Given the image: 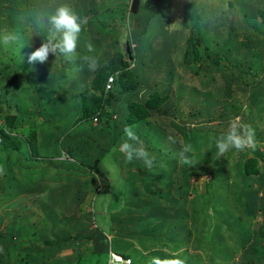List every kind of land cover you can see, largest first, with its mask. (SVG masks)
Returning <instances> with one entry per match:
<instances>
[{
	"label": "trees",
	"instance_id": "16d2710c",
	"mask_svg": "<svg viewBox=\"0 0 264 264\" xmlns=\"http://www.w3.org/2000/svg\"><path fill=\"white\" fill-rule=\"evenodd\" d=\"M141 1V6L145 1L146 8H150L160 20V27L143 36L142 33L147 32L145 24L139 17H132L130 0H124L121 15L123 21L128 22L124 51H117L113 56L109 54L93 73L81 56L68 62L53 54L49 55L48 63H37L24 69L29 65L25 63L32 50L24 36L27 27L36 23L41 37L46 39L50 26L47 16L39 21L28 17L25 22L20 15L26 13L27 2L40 6H46L48 2L27 0L21 5L23 0H0V35L3 27L9 33L21 34L16 37L19 40L10 44L13 55L9 56L12 59L3 57L5 61L0 58V248L3 249L0 251V264H66L68 261V264H88L89 254L85 251L89 249L90 260H97L95 264L99 263L102 255L108 257V264L112 251L131 259L130 263L124 264H230V257L223 259L219 250L231 254L234 246L219 247L217 243L224 241L229 246L230 241L238 240L240 246L235 247L232 262L264 264V148L261 145L264 142H259L262 137L255 134L254 149H232L224 157L214 159L215 138L227 131L228 123L214 125L210 120L197 123L202 112L183 113L182 96H174L189 86L180 80L175 93L172 91L176 76H179L177 63L171 58L173 51L183 49L182 60L178 64L191 73H198L202 70L198 62L205 58L214 66L213 71H220L236 64L238 58L242 59L239 55L243 50L231 45L227 38L223 39L226 42L220 43L205 40L204 51L198 47L205 39L197 30L199 22H209L210 26L217 27L216 22L220 19L223 27L228 25L222 13L216 12L215 6L213 9H208L207 4L199 7L209 13L207 20L203 21L194 8L195 4L188 3L187 9L197 11L191 17L192 31L187 33L182 28L168 33L165 24L170 19L169 8L153 0ZM160 1L163 0H157L158 3ZM244 1L239 0L238 4L243 14H247V19L253 20ZM3 3L7 4L6 7ZM86 3L79 0L72 11L83 18L81 7ZM106 4L107 0L93 1L92 10L106 8ZM56 6L50 4L47 11H53ZM23 7L20 14L18 9ZM258 11L262 20L259 22L256 18L259 23L256 29L264 34V9ZM113 25L118 27L115 23ZM245 26L254 27L252 23ZM98 29L105 33V27ZM161 32L164 33L162 46L160 42L159 47H152V42ZM226 32L232 36L228 29ZM84 33L83 25L77 50L97 54L104 42L102 37L97 36L91 41L84 39ZM106 33L108 35L109 31ZM217 35H221L220 29ZM88 44L94 51H88ZM144 44L148 49H143ZM219 44L225 48L224 52L216 51ZM249 44L248 55L249 52L252 55L253 40ZM3 48L5 45L0 41V49ZM248 55L242 60L249 59ZM243 61L239 63L245 64ZM55 62L60 63L59 69ZM249 62H246L240 77H246L248 83L256 82L258 77L249 72L254 68L253 61ZM46 66L54 71L48 70L46 74ZM74 70L82 72L85 79L83 85L77 84V89L76 85H71L77 75ZM20 71L29 80H45L42 89L39 87L37 96H34L33 109L21 98L20 92L27 91V88L20 86L16 78L9 87L4 83L9 74ZM68 73L72 76L69 83L65 79ZM91 75L94 76L90 82ZM204 75L207 76L206 73ZM214 75L212 72L207 77ZM142 76H145L143 81L149 79L147 89L139 98L137 93L142 89ZM208 82L202 81L205 85ZM68 84L72 89L70 96L64 94ZM193 91L199 93L198 88L193 87ZM242 106L236 108L238 111L233 115H241L247 125L250 121L254 123V119H246ZM152 117L155 118L153 121ZM158 118H165L164 123L170 122L172 126H161ZM125 126L133 128L155 160L150 170L140 160L126 162V167L121 170L122 203L108 211L111 224L102 226L98 223V229H92L91 219L96 217L95 212H80L69 217L54 208L51 203L54 199L60 205L76 209L80 208L81 201L89 199L91 190L96 191V195L114 192L111 177L106 170L103 171L102 162L108 153L118 151L119 141L126 139ZM166 127H174L172 134ZM169 137L176 142L172 143ZM184 145L191 146V152L187 153L194 162L191 166L179 162V153ZM51 151L64 158L53 161ZM114 156L118 161L119 153ZM202 175L211 176L205 190L190 189L192 178ZM60 182L67 183V187L61 188L65 191L64 201L55 195L61 190ZM74 186L76 190H70ZM16 201L18 205L10 211L12 217L7 214L10 217L7 228H3L6 216L2 205ZM116 210L118 215L123 214L122 217L115 218L113 212ZM90 240H94V244L87 247ZM64 248L72 250L67 257L61 254Z\"/></svg>",
	"mask_w": 264,
	"mask_h": 264
},
{
	"label": "rangeland",
	"instance_id": "374dc122",
	"mask_svg": "<svg viewBox=\"0 0 264 264\" xmlns=\"http://www.w3.org/2000/svg\"><path fill=\"white\" fill-rule=\"evenodd\" d=\"M23 1L24 2L21 3V5L27 2V0H23ZM33 1H41V0H33ZM46 1L48 2V3L45 2V4L47 3L46 6L44 4L40 6L36 3L32 5L31 3L27 2L29 5L25 8L27 10L26 13L23 15H20L22 17V20L26 22L27 21L26 18L34 17L38 19L39 21L40 19H43L46 16L48 19V15L52 12V10H49V12L47 11V7L50 4H53V5L57 4V6L61 4L67 5L73 10L74 8L77 7V3L79 2V0H46ZM85 1L87 2L85 7L83 6L81 7L83 9L82 10L83 17L88 18V23L84 25V28H85L84 39L92 41V40H96L97 36H101L104 42H103V45L100 48H98L99 51L97 54L94 55L88 52L81 53L80 50H77V56H81V57L95 56L98 58L99 63H100L102 62V60H105L106 58H108L109 54L113 56L114 53H116L117 51L118 52L124 51L125 42L127 40L126 32L128 30V22L123 21L124 19H122L123 17L121 15V11L125 7V5H123L124 0H107L106 8H103L101 10H96V11L92 10L93 9L92 2L93 1L102 2L103 0H85ZM153 1H155L156 4H160V3L165 4L169 8L170 19L168 23L165 24V30L166 31L168 30V33L174 32L175 30L182 29V28L185 29L187 33L191 32L193 28L192 22H191L193 18L191 17H194L197 14V11H199L200 13L199 15L201 19L203 21H206L209 13L199 8V7H203L205 4H207L208 9L210 8L213 9V6H215L218 9L216 12L222 13L224 18L228 22L229 26L224 25L223 27L224 23L220 21V19L217 20L216 22L218 24L217 27H214L215 25L210 26L208 24L209 22H199L198 24L199 27L197 26L198 27L197 30L200 32L202 36L205 37V39H203L202 42L198 45L200 49L202 48V51H204V48L202 46L206 41L213 42V43H220V42H226L227 40H223V39L227 38V39H230L231 45L235 44L236 46L242 48L241 50H243V52H245L248 55V51H250V49H247V48L250 46L249 43L251 42V40H253L254 54L251 55V52H249V55H248L250 56L249 59L247 58V60L243 61L242 59L245 57L246 54L242 52L243 54L240 53L239 55V57L241 56L242 59L238 58L237 59L238 61L236 64H230L228 68L222 69L220 71H213L214 66L209 64L208 59L205 58L201 63L198 62L199 65L201 64L202 70L199 71L198 73L196 72L191 73L189 72L188 69H185L183 66L178 64L182 60L183 49L173 51V53H171V58L174 62L177 63L176 72L178 73L179 76H176V80L174 81L172 91L173 93H175L176 87L178 83L180 82V80H183V82H185L189 86L188 88H185L184 91L175 93L174 96L175 97L177 95L182 96L180 101L182 102V105H183L182 106L183 113L199 112L200 114V111L202 112V115H199L197 117V121H198L197 123H203V122L210 120L215 125L218 123L219 124L229 123L230 120L239 119L242 123L247 125V121L246 120L244 121L241 115L239 116L233 115L234 111L235 112L238 111V109L236 108L238 107L240 108L243 105L242 108H244V110L242 113L247 117L246 119L250 120L251 118L255 120L254 123L250 121L249 126H251V128L254 129L255 134L262 137L261 139L264 140V68H262L264 66V40L261 39V38H264V34L263 33H262L263 35L260 34L258 30L256 29V27L259 25V23H257L256 18L258 17L259 22H261L262 20L261 16L258 14L259 12L258 10L264 9V0L244 1V2H247L248 9H249L247 11L253 15L254 17L253 20L247 19V14H245L246 16L243 14L242 9L239 6L240 4H238L239 0H223L222 3H218L216 0H170V2L163 0V1H160L159 3L157 2V0H153ZM231 1H233V5H230ZM129 3L131 4V0ZM188 3H194L195 4L194 8L197 11L191 10L189 7H188L189 10H188L187 9ZM4 5L6 7L7 4H4ZM109 6H112L113 8L109 9ZM190 6L192 7V5ZM14 8L16 9L17 7H14ZM23 9L24 7L18 9L20 14L22 13ZM189 11L191 12V14L189 13ZM1 14L2 12H0V16H2ZM132 17H137V18L139 17L142 23L145 24L147 32H143L142 33L143 36H146L148 33L151 34V32L154 33V31H156L155 28L160 27V23H159L160 20L157 17H155V15L153 14L152 10H150V8H146L145 1L141 6L140 12L137 14H132ZM91 20L92 22H90ZM114 23H115V26L116 24L118 25L117 28L114 27L113 25ZM249 23H252L254 27L251 26L250 28H247L245 25ZM101 27H105L104 29L105 35L102 34V32L100 33V31H98L99 30L98 28H101ZM223 28H225V31ZM219 29L221 30V35H217L219 33ZM227 29H228V32L232 34V36L226 32ZM106 31H109L108 35ZM5 34H12L13 36H15V42L19 40V38L16 39V37H19L21 35V34L17 35L16 33H9L8 31H6V27H3V29L1 30V35H0L1 42H3L2 38ZM24 36L28 38V44L33 51L35 50V48L39 47L42 41L44 40L41 37V33L38 32V25L36 23H35V26H33L32 24L30 28L27 27L26 34ZM158 36L159 37H157L152 42V47H159L160 42L162 46V42L164 40V33L161 32ZM167 37H169V34H167ZM173 40H174L173 36L171 35L170 41L172 42ZM134 45H136V43ZM97 46L98 45H96V47ZM145 48H147V46L144 44L143 49ZM216 51L224 52L225 48H223V46L219 44ZM9 55H11L10 45L5 46V48H3L2 50L0 49L1 60L6 61V59L3 57H9L10 59H12L11 56L13 54L11 56ZM249 60H252L253 65H254V68L250 70L249 72L253 73L255 77H258L256 78L257 79L256 82L250 81L248 83L247 82L248 79H246V77H243V78L240 77V73L243 72L242 70L245 68L244 66L246 62H249ZM49 61L50 60L48 58L47 63ZM242 61L245 64H240ZM27 63L28 62L26 61L25 64ZM55 64H56V67L59 69L60 63L55 62ZM55 64H53V68H55ZM144 64H146V62ZM29 66L30 64L27 67H24V69L29 68ZM53 68L49 69L47 67L46 74H48V70H50L51 72L54 71ZM43 71L44 70H42L41 72ZM74 72H76L77 74L75 79L73 80L74 82L72 81V76L70 75V73H68V75L66 74L67 77L65 75V79L67 80L68 83L72 81L71 85H76V89H77L78 88L77 84L83 85L85 79H84L82 72H77L76 70H74ZM212 72L215 73L214 77H210V78L207 77ZM22 73L23 72L20 71V72H14L12 74H9L6 80L4 81V83L6 84V87H9L12 85V83L14 82V79L16 78L20 86L27 88L25 89L27 91H23L22 89L17 90V91L20 92L22 90L20 92L21 98L22 99L24 98V100L30 104V108L33 109L34 105L32 103L35 100L34 96H37L39 87L42 89L43 85L45 84V80H40L38 78L29 80L28 78H25V76ZM205 73L207 74V76L204 75ZM166 74H167V71H166ZM191 75H193L192 78H191ZM93 76L92 75L90 76L89 78L90 82L92 81ZM250 76L251 74L248 76L249 79L251 80L252 77L250 78ZM144 79H145V76H142V84H141L142 89L138 91L137 93L139 98L142 96V92L144 91V89H147V85H148L147 80L149 78L145 80L147 81L146 83L145 81H143ZM203 80H207V81L209 80V82L207 83L208 85L203 84L202 83ZM256 84L257 86L256 88H254V85ZM202 85H205L206 87H202ZM193 87L198 88L199 93L194 92ZM67 88L68 90H66L64 94L66 96H70L72 89L69 84ZM169 102L171 106L172 105L171 99L169 100ZM6 106L7 105H5V107ZM232 108H234L233 111H232ZM38 110H40V107H38ZM208 110L210 111V113H208ZM13 112L15 113L14 108H13ZM153 119L155 118L152 117L151 121H153ZM158 119H159L158 123H160L161 126H165V125L172 126L170 125L171 124L170 122L169 123L167 122L166 124L164 123L165 118H158ZM96 122L97 121H95V123ZM166 129H167V132L171 133L174 127H166ZM260 140L259 142H264ZM119 143H122V142L119 141ZM261 145L264 148V144H261ZM51 152L53 153V157H52L53 161L64 158V157L56 156L53 151ZM116 153H119L120 155L118 161L115 159V156H114ZM116 153H115V150L111 151L110 153L107 154V156L104 158L102 162L103 171L106 170L107 174L111 177L112 184H113L112 190H114V192H111V193H108V192L101 193L100 192L96 195V191L91 190L90 196H88L89 199L87 201L86 200L81 201L82 204L80 205V208L77 207L76 209L74 207L70 209L67 206L60 205L58 203V200L54 199L53 202H51L54 208L58 209L59 212H62V214L67 215L69 217H74L80 212H95L96 217L91 219L92 229H98V225H97L98 223L102 226L103 224L105 225L111 224V222L109 221L111 220V213L109 216L108 211L111 208L118 207L122 203V200H121L122 198H120L123 195L122 194V189H123L122 181L123 180L121 178L122 177L121 170L123 171V168H125L127 165L126 163L127 161L124 155L119 151H117ZM92 156L95 157L94 152L92 153ZM210 178H211L210 175H202L200 177L192 178L191 183H190L191 185L190 189L194 187V189L196 190L198 189V191L203 192L205 190L206 183L210 180ZM62 187H67V183L60 182L59 188L61 189ZM94 187H96L95 184H94ZM70 190H76V187L74 186L73 189L71 188ZM58 191H59V194H56L55 192V195L59 199L64 201L66 199L65 191L63 192L62 189ZM193 196L194 195L191 194V197ZM119 199L121 201L118 202ZM16 205H18L17 201L11 202V204L2 205V211L4 212L3 214L6 216L3 222V225H2L3 228H7V224L10 220V217H12L10 216V213L12 214V212L10 211H13L16 208ZM117 211L118 210L113 212L115 215V218L122 217L123 214L118 215ZM7 214H9L10 217L7 216ZM226 243L227 242L219 241L217 245H219V247H226V248L234 246V250L233 249L230 250L231 251V254H230L220 249L219 252L221 253L222 258L223 259L226 258L228 260V258L230 257L231 259L230 264H235V263L239 264V262H235V263L232 262L233 258L231 257V255L236 254L235 247L240 246V240L236 242L230 241L229 246H227ZM87 244L88 243H86V245ZM93 244H94V240H90L87 247ZM84 247L85 246H82V248ZM89 250L85 251L86 254H89L88 264L89 263L95 264L97 260L96 259L90 260L91 251ZM63 251L69 252V248H66V249L64 248ZM63 251L61 252L62 255L67 257V255H65ZM107 258L108 257L106 255H102L100 257L98 264H106ZM80 259L82 261L84 258H80ZM67 260L69 259L67 258ZM237 260L238 258L236 257L235 261ZM68 263H70V261H68ZM77 263H81V262L78 261Z\"/></svg>",
	"mask_w": 264,
	"mask_h": 264
},
{
	"label": "clouds",
	"instance_id": "9594fccd",
	"mask_svg": "<svg viewBox=\"0 0 264 264\" xmlns=\"http://www.w3.org/2000/svg\"><path fill=\"white\" fill-rule=\"evenodd\" d=\"M87 23V17L77 16L67 5L56 6L48 15L50 27L47 38L42 41L39 47L27 55V62L30 65L46 63L50 54L63 57L68 62L75 61L82 26ZM2 39L3 44L8 46L14 42L15 36L5 34ZM87 49L89 52L94 51L91 44L87 45ZM82 59L86 62L90 72L94 73L99 69L100 64L97 57L84 56ZM123 131L126 139L119 145L118 151L124 155L127 162H131L133 159L140 160L150 170L153 167L155 157L150 155L131 126H125ZM254 137L255 132L251 126L242 123L239 119L230 120L227 131L215 138L216 152L214 159L224 157L232 149L236 151H244L247 148L254 149ZM169 140L172 143L176 142L173 137H169ZM189 152H191V146L184 145L179 153L181 164L193 165V160L187 155ZM0 251H3V249L0 248Z\"/></svg>",
	"mask_w": 264,
	"mask_h": 264
},
{
	"label": "built area",
	"instance_id": "2783aa9c",
	"mask_svg": "<svg viewBox=\"0 0 264 264\" xmlns=\"http://www.w3.org/2000/svg\"><path fill=\"white\" fill-rule=\"evenodd\" d=\"M130 258H125L121 254H118L114 251L110 253V258L108 264H124V263H130Z\"/></svg>",
	"mask_w": 264,
	"mask_h": 264
},
{
	"label": "water",
	"instance_id": "95a60500",
	"mask_svg": "<svg viewBox=\"0 0 264 264\" xmlns=\"http://www.w3.org/2000/svg\"><path fill=\"white\" fill-rule=\"evenodd\" d=\"M141 0H132L130 5V10L133 14H137L141 7ZM128 51L130 50V47L127 46Z\"/></svg>",
	"mask_w": 264,
	"mask_h": 264
},
{
	"label": "crops",
	"instance_id": "0c3cea01",
	"mask_svg": "<svg viewBox=\"0 0 264 264\" xmlns=\"http://www.w3.org/2000/svg\"><path fill=\"white\" fill-rule=\"evenodd\" d=\"M70 250H71V249H69V252H64V251H63V253H64L65 255H67V256H68L69 254H71V253H72V250H71V251H70ZM61 254H62V253H61Z\"/></svg>",
	"mask_w": 264,
	"mask_h": 264
}]
</instances>
